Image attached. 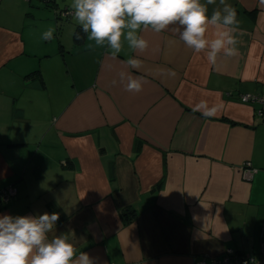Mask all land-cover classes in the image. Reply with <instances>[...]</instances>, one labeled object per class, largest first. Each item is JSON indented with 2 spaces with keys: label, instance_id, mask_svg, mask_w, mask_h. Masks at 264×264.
I'll return each instance as SVG.
<instances>
[{
  "label": "crops",
  "instance_id": "1",
  "mask_svg": "<svg viewBox=\"0 0 264 264\" xmlns=\"http://www.w3.org/2000/svg\"><path fill=\"white\" fill-rule=\"evenodd\" d=\"M71 2L0 0V191L15 190L0 215L58 212L50 235L73 234L77 254L97 264H195L227 249L260 257L264 118L239 95L264 94V6L228 0L239 51L212 65L170 31L143 32V55L127 44L116 59L90 51L60 16ZM133 55L139 70L122 63ZM121 71L143 76V91H125ZM200 101L216 115L193 112Z\"/></svg>",
  "mask_w": 264,
  "mask_h": 264
},
{
  "label": "clouds",
  "instance_id": "2",
  "mask_svg": "<svg viewBox=\"0 0 264 264\" xmlns=\"http://www.w3.org/2000/svg\"><path fill=\"white\" fill-rule=\"evenodd\" d=\"M264 6V0H259ZM209 5H213L209 14ZM69 15L86 37L87 49L106 47L116 59L125 44L133 53L143 55L150 47L143 32L159 34L170 31L185 47L205 53L215 65L219 55L233 57L239 51L237 11L228 0H72ZM215 35L209 38V29ZM56 28L49 26L41 39H54ZM76 40L84 37L73 29ZM175 43V41H172ZM128 68L139 70L143 61L137 55L125 61ZM171 75L175 73L168 70ZM125 91L138 94L147 83L143 76L119 72ZM115 83V81H114ZM205 118L214 117L216 106L200 101L193 109ZM60 219L58 212L39 215H0V264H97L86 252L77 254L71 233L50 235Z\"/></svg>",
  "mask_w": 264,
  "mask_h": 264
},
{
  "label": "built area",
  "instance_id": "3",
  "mask_svg": "<svg viewBox=\"0 0 264 264\" xmlns=\"http://www.w3.org/2000/svg\"><path fill=\"white\" fill-rule=\"evenodd\" d=\"M69 11V9L60 11V16L65 18L70 17L68 14ZM239 99L243 103H256L258 106L255 110L256 115L264 118V94L245 93L240 94ZM247 165L249 164L247 163ZM253 171L254 170L252 168L245 166V170L243 172L244 177L247 178L253 173ZM14 194L15 190L13 187H5L0 191V202H7ZM260 253V257L257 258L253 255L235 251L233 249H227L217 257H202L195 264H264V243L261 245Z\"/></svg>",
  "mask_w": 264,
  "mask_h": 264
},
{
  "label": "trees",
  "instance_id": "4",
  "mask_svg": "<svg viewBox=\"0 0 264 264\" xmlns=\"http://www.w3.org/2000/svg\"><path fill=\"white\" fill-rule=\"evenodd\" d=\"M131 213L132 212L129 209H124L121 212V217L124 224L131 222V220L133 219L134 215H132Z\"/></svg>",
  "mask_w": 264,
  "mask_h": 264
}]
</instances>
